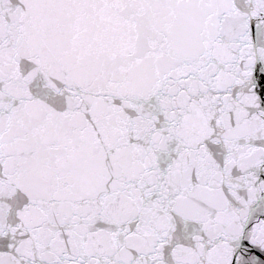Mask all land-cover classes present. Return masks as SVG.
I'll list each match as a JSON object with an SVG mask.
<instances>
[{
	"label": "snow or ice",
	"instance_id": "snow-or-ice-1",
	"mask_svg": "<svg viewBox=\"0 0 264 264\" xmlns=\"http://www.w3.org/2000/svg\"><path fill=\"white\" fill-rule=\"evenodd\" d=\"M0 264H264V0H0Z\"/></svg>",
	"mask_w": 264,
	"mask_h": 264
}]
</instances>
